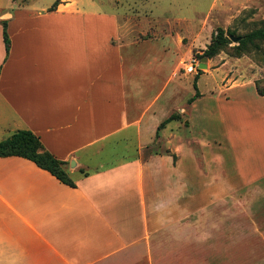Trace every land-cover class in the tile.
I'll list each match as a JSON object with an SVG mask.
<instances>
[{
	"label": "crops",
	"instance_id": "crops-1",
	"mask_svg": "<svg viewBox=\"0 0 264 264\" xmlns=\"http://www.w3.org/2000/svg\"><path fill=\"white\" fill-rule=\"evenodd\" d=\"M60 1L50 11L0 0V142L31 131L76 182L0 158V264H156L170 251L164 233L180 243L188 220L220 199L253 184L264 193L254 80L199 79V98L157 118V100L183 89L173 76L182 44L159 95L140 107L154 80L140 78L142 64L166 60L153 55L158 40L134 31L141 20ZM174 113L181 119L157 135Z\"/></svg>",
	"mask_w": 264,
	"mask_h": 264
},
{
	"label": "rangeland",
	"instance_id": "rangeland-1",
	"mask_svg": "<svg viewBox=\"0 0 264 264\" xmlns=\"http://www.w3.org/2000/svg\"><path fill=\"white\" fill-rule=\"evenodd\" d=\"M56 1L18 0V3L45 7ZM76 1L81 8L86 9L88 2H94L103 12L141 20L133 25L134 31L146 29L150 37L158 40L153 55L158 59L162 52L166 60L160 62V58L159 62H155L153 57L142 64L144 73L140 78L152 76L154 80L146 93H140V107L144 108L157 98L171 69L172 62L169 61L168 54H173L174 57L179 55L181 51L177 50L175 43L182 44V60L173 76L182 80L178 83L183 89L175 97L168 90L157 100L154 106L157 118L186 107L187 99L195 94L194 80L197 76L203 80V85L207 84V80L212 82L211 77L221 81L225 79V84L233 80L250 79L264 92V42L258 43V49L250 47L247 51L240 52L236 47L241 40L235 42L231 39H242L264 27V0ZM219 29L234 32V36H229L232 44L222 49L214 58H206L204 54ZM164 44L166 52L162 51ZM193 59H198L201 64L204 59L207 60L206 68L201 69L196 76L185 71V66ZM203 89L206 87L203 86ZM181 135L188 134L183 132ZM262 186L253 184L220 199L200 213L197 223L193 222L194 219H189L182 231L180 243L175 240L180 237L175 232L164 233L162 237L171 239L165 244L170 251L156 264H264Z\"/></svg>",
	"mask_w": 264,
	"mask_h": 264
},
{
	"label": "trees",
	"instance_id": "trees-1",
	"mask_svg": "<svg viewBox=\"0 0 264 264\" xmlns=\"http://www.w3.org/2000/svg\"><path fill=\"white\" fill-rule=\"evenodd\" d=\"M60 3L61 1L57 0L51 7L50 11H55ZM234 35V32H226L224 29H219L217 34L214 36L207 51L205 52L204 57L211 59L217 56L222 49L232 44L231 40L229 39V36ZM4 40L7 53L9 54L11 48V41L7 33L6 23H4ZM259 42H264V27L257 29L243 37L239 42L238 47H236V50L244 52L247 51L250 47L258 49ZM198 80L199 77H195L194 88L196 90V94L193 98L189 100L190 104L195 101V99L201 96L197 86ZM256 88L258 94L264 97V92L260 90L257 84ZM180 119V114H172L168 119L161 123L158 128L157 135H159V132L164 129L169 123ZM13 156L28 159L34 162L39 168L55 176L62 183L71 187H76V182L69 176V173L65 168V165L67 163L58 160L49 151H47L43 146L40 138L31 131H18L8 139L0 142V158Z\"/></svg>",
	"mask_w": 264,
	"mask_h": 264
},
{
	"label": "built area",
	"instance_id": "built-area-1",
	"mask_svg": "<svg viewBox=\"0 0 264 264\" xmlns=\"http://www.w3.org/2000/svg\"><path fill=\"white\" fill-rule=\"evenodd\" d=\"M201 62L198 59H193V61L190 64H187L185 66V71L187 74L191 75H198L200 69Z\"/></svg>",
	"mask_w": 264,
	"mask_h": 264
},
{
	"label": "water",
	"instance_id": "water-1",
	"mask_svg": "<svg viewBox=\"0 0 264 264\" xmlns=\"http://www.w3.org/2000/svg\"><path fill=\"white\" fill-rule=\"evenodd\" d=\"M231 39L234 40L235 42H239L241 40V38H234V37H232ZM206 61H207L206 59L203 60V63L200 65V69L206 68V64H205ZM71 166L75 167V162H72Z\"/></svg>",
	"mask_w": 264,
	"mask_h": 264
}]
</instances>
